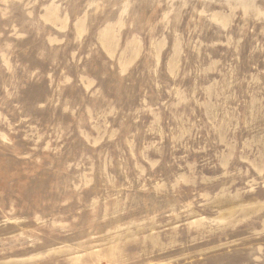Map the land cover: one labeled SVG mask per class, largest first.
Returning <instances> with one entry per match:
<instances>
[{"label": "rangeland", "instance_id": "rangeland-1", "mask_svg": "<svg viewBox=\"0 0 264 264\" xmlns=\"http://www.w3.org/2000/svg\"><path fill=\"white\" fill-rule=\"evenodd\" d=\"M0 264H264V0H0Z\"/></svg>", "mask_w": 264, "mask_h": 264}]
</instances>
